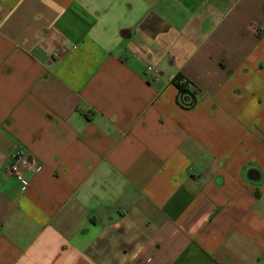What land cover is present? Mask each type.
<instances>
[{
    "label": "crops",
    "instance_id": "crops-1",
    "mask_svg": "<svg viewBox=\"0 0 264 264\" xmlns=\"http://www.w3.org/2000/svg\"><path fill=\"white\" fill-rule=\"evenodd\" d=\"M0 264H264V0H0Z\"/></svg>",
    "mask_w": 264,
    "mask_h": 264
},
{
    "label": "built area",
    "instance_id": "built-area-1",
    "mask_svg": "<svg viewBox=\"0 0 264 264\" xmlns=\"http://www.w3.org/2000/svg\"><path fill=\"white\" fill-rule=\"evenodd\" d=\"M62 53L59 50L53 52V58L60 59ZM147 80L153 81L158 78V71L153 66H147L144 71ZM9 172L19 183V193L24 194L29 188V182L26 178V171L29 169V162L21 151H16L10 156Z\"/></svg>",
    "mask_w": 264,
    "mask_h": 264
},
{
    "label": "trees",
    "instance_id": "trees-1",
    "mask_svg": "<svg viewBox=\"0 0 264 264\" xmlns=\"http://www.w3.org/2000/svg\"><path fill=\"white\" fill-rule=\"evenodd\" d=\"M173 84L176 86L179 94V105L182 108L189 109L191 108L194 103V95L195 90L191 91L189 86L191 85L190 82L184 80L181 77H176L173 80Z\"/></svg>",
    "mask_w": 264,
    "mask_h": 264
}]
</instances>
